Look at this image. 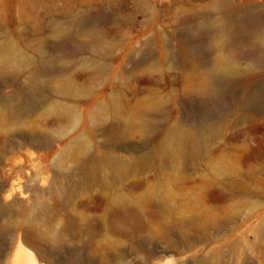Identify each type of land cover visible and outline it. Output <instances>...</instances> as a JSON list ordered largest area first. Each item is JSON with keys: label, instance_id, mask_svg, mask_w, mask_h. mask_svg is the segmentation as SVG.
<instances>
[{"label": "bare ground", "instance_id": "obj_1", "mask_svg": "<svg viewBox=\"0 0 264 264\" xmlns=\"http://www.w3.org/2000/svg\"><path fill=\"white\" fill-rule=\"evenodd\" d=\"M182 12L175 33L178 50L166 48L157 56L144 45L135 54L139 62L133 65L136 70L154 71L160 64H172L186 74L191 83L187 95L193 102L196 99V108H200L196 114L185 115L182 122L165 123L166 103L159 97L121 107L119 117L108 102L96 98L84 101L85 131L65 143L68 153L62 157L58 152L59 164L57 154L51 162V147L59 140L45 124L75 121L83 87L69 74L55 75L54 63L47 58L29 72L27 87H16L11 94L1 93L0 87V264H108L107 259L125 260L141 249L131 239L151 224L157 233L148 236H155L165 247L148 249V260L162 252L186 253L201 245L203 238L192 239L190 231L221 229L225 239L210 240L219 246L194 264H227L223 247L238 253L241 243L249 245L252 255L243 258L240 253L235 264H264V196L247 185L242 192L232 187L238 184L239 175L231 168V159L211 161L213 172L229 179L231 185L209 197L217 203L239 198L242 203L237 201L238 207L228 202L229 206L214 209L199 198L182 201L169 181L172 166L179 167L180 161L201 153L204 135L215 137V126L222 119L219 115L239 114L243 121H256L257 127L264 124V81L260 82L264 79V6H256L252 0H211L203 13ZM58 34L68 40L75 37L65 29ZM22 67L23 61L11 47H0V78L21 73ZM108 99L115 97L109 94ZM260 131L258 128L255 135H262ZM252 132L246 135L252 137ZM136 135L140 144L125 142ZM254 141H259L258 135ZM27 148L39 152L42 167L29 168L23 158L12 155ZM246 153V160H259L264 157V147L248 145ZM147 168L158 173L153 183L138 185L143 188L140 194L114 192L116 180ZM47 172L53 173L51 179L42 176ZM249 172L254 174L255 170ZM85 183L99 188L104 196V205L94 206V216L69 204L71 188ZM48 199L56 200L57 208ZM251 205L259 208L257 224H243L245 228L231 224L239 218L241 207ZM237 234L243 235L242 239L238 240ZM100 240L104 248L98 247ZM125 242L131 250H121Z\"/></svg>", "mask_w": 264, "mask_h": 264}, {"label": "rangeland", "instance_id": "obj_2", "mask_svg": "<svg viewBox=\"0 0 264 264\" xmlns=\"http://www.w3.org/2000/svg\"><path fill=\"white\" fill-rule=\"evenodd\" d=\"M252 2L256 6H264V0H252ZM210 4L211 0H0V47H11L23 61L21 73L0 78L1 93L11 94L16 87H27L29 72L45 58L53 61L55 75L63 77L69 74L76 84L83 87L79 102L76 103L75 121L45 124L51 134L59 140L51 147V162L57 154L55 159L59 164H61L60 156L63 157L68 153L65 143L68 144L76 135L85 131L84 114L87 105L84 101L96 98L101 102H108L114 107V114L119 117L121 107L137 106L146 100L159 97L166 103L165 123L182 122L183 118L187 117L185 115L189 116L194 112L196 114L200 108V106L196 108L198 101L195 99L196 103L193 102L194 99L187 95L191 83L186 79V74L181 69L173 68L172 64H160L154 71L146 68L136 70L133 65L139 62L140 58L135 54L144 49V45L157 56L167 49L172 52L178 50L180 42L175 37V33L178 30L177 19L184 15L182 11L203 13ZM60 29L71 32L75 37L71 40L60 37L58 34ZM100 68L105 69L100 71ZM261 72L264 75V70ZM262 81L264 79L260 82ZM109 94L115 97L113 101L108 99ZM220 118L222 119L215 126V137L209 139L204 135L201 153L198 156L187 157L180 161L179 165L175 162L174 165L180 168L176 166L170 168L169 181L171 180L173 190L180 195L179 199L182 201L202 199L204 205L214 209L228 205V202L229 205L234 204L233 206L237 201L241 202L236 198L237 201L234 199L217 203L209 197L214 193H222L231 185L229 179L218 173L215 174L211 169V161L217 159L222 162L223 157L231 159L233 161H231L232 167L229 160L231 168H236L235 170L238 171V184L232 187L242 192L247 185L252 192L264 196L262 194L264 193V157L259 160L253 158L246 160L243 155L247 154L248 145L264 147L262 142L264 124L261 122L257 127L256 121L254 123L243 121L245 119L239 114L228 117L219 115ZM205 124L207 123H204L207 127L208 125ZM258 128L262 135L257 133L259 141L256 142L254 140ZM250 132L255 136L246 135ZM140 141V137L136 135L125 142L138 145ZM98 142L99 140H96L94 144L97 145ZM12 155L23 158L29 168L42 167L39 166V152L34 148H27ZM68 165L70 166V162ZM252 168L255 170L254 174L249 172V169L252 172ZM157 173L155 169L147 168L125 176L115 181L113 190L115 193L129 196L140 194L143 188H139L138 185L153 183ZM42 176L51 179L53 173H43ZM61 182L67 185L66 181ZM48 186L49 183L46 187ZM71 189L73 196L69 204L80 213L94 216V206L104 205V196L99 188H93L85 183L80 188ZM48 200L54 208H57L56 200ZM238 202L237 204L240 205ZM24 205L26 206L25 203ZM253 207V205L241 207L239 218L233 220L231 224L242 226L257 224L259 208ZM148 233H157L155 224L147 226L146 229L141 230L139 236L131 239L141 247L137 254L128 256L125 260L107 259L109 261L106 263L140 264L146 261L147 264H194L195 261L207 258L210 251L219 246V242L212 244L211 241L223 237L221 229L190 231L189 237L192 239L202 241L203 238L201 245L186 253L162 252L158 258L148 260L146 253L148 249L162 250L161 246L165 247L155 236L149 237ZM245 235H248V232ZM242 237L243 235L237 234L236 238L240 240ZM250 240H255L253 235ZM104 245L105 243L100 240L98 247L104 248ZM246 245L241 243L238 253L230 250L227 252L228 248L224 246L226 263L235 264L240 253L243 258H250L252 252L249 251V245L247 243ZM121 250H131L128 242L121 246Z\"/></svg>", "mask_w": 264, "mask_h": 264}]
</instances>
